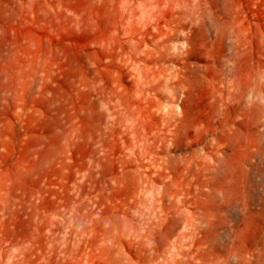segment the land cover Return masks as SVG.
<instances>
[{"label":"bare ground","instance_id":"6f19581e","mask_svg":"<svg viewBox=\"0 0 264 264\" xmlns=\"http://www.w3.org/2000/svg\"><path fill=\"white\" fill-rule=\"evenodd\" d=\"M176 2L0 0V264H157L146 235L135 252L111 254L114 230L134 232L127 210L146 202L177 198L175 214L200 230L205 193L190 196L172 173L180 161L212 176L236 130L222 120L184 148H194L188 159L176 156L189 36L213 20L205 0ZM125 185L131 206L105 208ZM242 253L224 264H264ZM183 259L172 264L205 262Z\"/></svg>","mask_w":264,"mask_h":264},{"label":"rangeland","instance_id":"374dc122","mask_svg":"<svg viewBox=\"0 0 264 264\" xmlns=\"http://www.w3.org/2000/svg\"><path fill=\"white\" fill-rule=\"evenodd\" d=\"M205 1L213 20L194 27L189 36L191 68L184 93L179 95L183 129L178 145L182 150L176 156L188 159L194 148H184L222 120L234 124L236 133L229 141L222 138L227 142V156L207 176L208 189L203 185L207 177L195 168L185 173L180 161L172 175L176 185L189 189L190 196L201 188L205 196L200 202L208 216L193 236L184 217L175 214L177 198L165 200L161 208L149 202L134 207L129 186L117 188L105 208L131 206L127 213L134 232L125 225L119 226L121 233L113 231L117 241L113 255L116 248L135 252L139 235L158 245L161 258L157 264H172L195 252L202 253L203 264H224L243 250H254L258 262L264 255V134L260 126L264 117V0ZM199 160L194 159L195 163ZM112 161L106 168L116 171ZM95 264L106 263L99 259Z\"/></svg>","mask_w":264,"mask_h":264}]
</instances>
